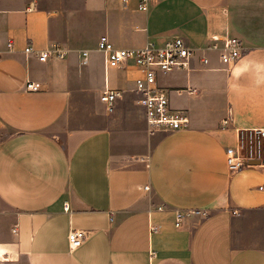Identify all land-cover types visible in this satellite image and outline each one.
<instances>
[{"label": "crops", "instance_id": "obj_1", "mask_svg": "<svg viewBox=\"0 0 264 264\" xmlns=\"http://www.w3.org/2000/svg\"><path fill=\"white\" fill-rule=\"evenodd\" d=\"M139 4L0 0L3 264H264V154L236 170L227 163L228 149L243 151L239 134L264 128V0ZM102 35L130 49L237 37L243 55L227 65L199 49L190 69L159 73L190 123L151 133L140 69L106 67ZM58 44L64 58L25 51ZM106 87L121 93L111 111ZM71 229L86 233L75 249Z\"/></svg>", "mask_w": 264, "mask_h": 264}, {"label": "built area", "instance_id": "obj_2", "mask_svg": "<svg viewBox=\"0 0 264 264\" xmlns=\"http://www.w3.org/2000/svg\"><path fill=\"white\" fill-rule=\"evenodd\" d=\"M123 2L127 3L128 0H123ZM139 8L147 10L149 0H140ZM98 48L104 55L106 67L115 68L132 62L140 69L141 74L135 80V87L136 92L139 94L138 102L145 109L146 123L151 133L176 131L188 127L190 123L186 112L173 108L167 90L158 85L159 73H168L175 69H190L191 62L197 56L199 49L217 52L221 62L227 65L236 63L243 55V43L237 37L213 38L204 48H196L192 47L184 37L177 36L164 45L158 46L154 43H148L143 47L130 49L118 48L107 35H102L98 40ZM25 51H35L39 59L43 61L50 56L64 58L67 54V48L60 44L42 51H36L29 45ZM87 54V52H84L85 61L88 58ZM209 62L208 55H203L202 63L208 65ZM40 85L39 82L29 81L27 88L37 90ZM120 94L119 90L106 87L100 95V100L111 111ZM231 120L230 113L224 119V123L227 124ZM239 136L244 141L243 144L241 143L243 151H240V147L228 149L227 151V163L231 170L250 165V159H255L257 156L264 154L262 143L264 128L249 130L245 134H239ZM192 211L203 212L199 209ZM204 214H207V212H204ZM183 216V211L178 210L176 212L177 226L181 225ZM85 235L86 233L83 230L71 229L68 234L70 247L72 249L79 247L83 243Z\"/></svg>", "mask_w": 264, "mask_h": 264}, {"label": "rangeland", "instance_id": "obj_3", "mask_svg": "<svg viewBox=\"0 0 264 264\" xmlns=\"http://www.w3.org/2000/svg\"><path fill=\"white\" fill-rule=\"evenodd\" d=\"M5 260V258L3 256L0 255V264H3V261Z\"/></svg>", "mask_w": 264, "mask_h": 264}, {"label": "water", "instance_id": "obj_4", "mask_svg": "<svg viewBox=\"0 0 264 264\" xmlns=\"http://www.w3.org/2000/svg\"><path fill=\"white\" fill-rule=\"evenodd\" d=\"M253 163H257V160H254Z\"/></svg>", "mask_w": 264, "mask_h": 264}]
</instances>
